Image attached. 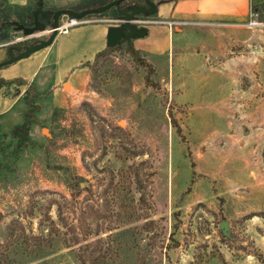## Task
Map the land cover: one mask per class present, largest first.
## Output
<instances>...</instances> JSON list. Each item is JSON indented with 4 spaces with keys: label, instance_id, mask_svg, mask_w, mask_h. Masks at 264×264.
Listing matches in <instances>:
<instances>
[{
    "label": "rangeland",
    "instance_id": "1",
    "mask_svg": "<svg viewBox=\"0 0 264 264\" xmlns=\"http://www.w3.org/2000/svg\"><path fill=\"white\" fill-rule=\"evenodd\" d=\"M36 1L0 0V46L48 38L10 24L31 22ZM250 14L264 22V0H250ZM85 19L118 25L120 15ZM126 51L89 70L88 94L69 110L29 102L21 87L19 108L33 109L26 138L13 136L26 113L2 131L0 264H264V121L250 122L256 110L243 107L218 118L215 62L194 87L176 67L170 79L167 56L139 54L144 67Z\"/></svg>",
    "mask_w": 264,
    "mask_h": 264
},
{
    "label": "crops",
    "instance_id": "2",
    "mask_svg": "<svg viewBox=\"0 0 264 264\" xmlns=\"http://www.w3.org/2000/svg\"><path fill=\"white\" fill-rule=\"evenodd\" d=\"M155 4L158 21L147 24V35L133 40V49L153 59L167 56L170 79L176 67L187 86L196 87L193 82L203 73L205 64L215 62L219 97L210 105L214 113L224 119L226 109L254 108L258 114L246 117L250 122L263 123L264 22L249 26L250 0H157ZM85 20L86 24L57 34L49 47L1 68L0 81L27 82L34 99L48 101L50 110L75 107L88 94L89 69L83 64L93 62L107 48V28L114 25ZM5 59L7 47L0 46V62ZM21 87L29 90L16 84L0 87V143L3 129L11 132L26 113L19 108L25 102Z\"/></svg>",
    "mask_w": 264,
    "mask_h": 264
},
{
    "label": "water",
    "instance_id": "3",
    "mask_svg": "<svg viewBox=\"0 0 264 264\" xmlns=\"http://www.w3.org/2000/svg\"><path fill=\"white\" fill-rule=\"evenodd\" d=\"M123 1L124 0H114L103 6L75 12L69 9H44L42 0H37L35 9L31 13L30 26H24L17 22H11L10 24L15 31H21L25 37H32L38 33H48V38L35 40L33 43L25 46L23 49L18 45V43L20 42L19 40H16L12 44L8 45L7 59L0 62V69L10 66L17 61L26 59L32 54L49 47L58 34L59 21L62 17L81 20L86 16L98 15L113 8L119 13L120 20L118 25H111L107 28L106 47L108 49L114 50L116 48H120L121 45L125 43L126 50H128L129 54L132 56V41L145 37L148 32L146 27L137 25L136 18L138 16H142L144 18L153 16L157 13V5L152 3L150 0H144L143 6L130 5L124 9H120L119 5ZM41 20L51 22L49 29H46V24ZM11 84H16L17 86H28L30 92L29 101L32 100L34 91L27 82L22 80H14L8 82L0 81V87L8 86ZM219 229L221 230L223 236L227 235L228 227L226 222H222L219 225Z\"/></svg>",
    "mask_w": 264,
    "mask_h": 264
},
{
    "label": "trees",
    "instance_id": "4",
    "mask_svg": "<svg viewBox=\"0 0 264 264\" xmlns=\"http://www.w3.org/2000/svg\"><path fill=\"white\" fill-rule=\"evenodd\" d=\"M111 1H114V0H91L89 2H86V4L84 6H81V7H74L73 9H71L72 11H75V12H80L82 10H85V9H90V8H96V7H99V6H103ZM140 1L142 0H124L123 2L120 3L119 5V8L120 9H124L132 4H138ZM109 11H113L116 15H118L119 13L117 12V10H115L114 8L113 9H110V10H107L103 13H107ZM102 13V14H103ZM99 15V14H98ZM89 16H92V15H89ZM132 50H133V54H132V57L133 59L135 60V62L137 63H140L142 66L146 67V63L144 62V60L140 57L139 53L137 51H135L133 49V47L131 46ZM121 47L120 48H116L114 50H111V49H108L106 48L105 50H103L102 52L98 53L95 60L93 62H87L85 64H83V67H87L89 70L93 69L95 66H96V63L102 59H104L105 57L109 56V55H112L113 53L117 52V51H120ZM126 53L129 54V51L127 50ZM153 73V70L152 68L150 67H147V75L145 76V82L147 85H152L150 83V80H149V77L150 75ZM32 104L29 105V109H28V113H27V118H26V123L21 126V127H16L13 129V136L16 137V138H21V139H24L28 136V132H29V123H30V119H31V116H30V110H32Z\"/></svg>",
    "mask_w": 264,
    "mask_h": 264
},
{
    "label": "built area",
    "instance_id": "5",
    "mask_svg": "<svg viewBox=\"0 0 264 264\" xmlns=\"http://www.w3.org/2000/svg\"><path fill=\"white\" fill-rule=\"evenodd\" d=\"M61 20H62V18H61ZM61 20L59 21L58 34L65 33L70 28L77 27V26L86 24L88 22V21L82 20V19L76 20V19H71V18H67V17H64V21H61ZM149 23H151V22H149ZM248 24L251 27H257L259 23L251 20Z\"/></svg>",
    "mask_w": 264,
    "mask_h": 264
},
{
    "label": "flooded vegetation",
    "instance_id": "6",
    "mask_svg": "<svg viewBox=\"0 0 264 264\" xmlns=\"http://www.w3.org/2000/svg\"><path fill=\"white\" fill-rule=\"evenodd\" d=\"M132 5H144V0H142V1H140L138 4H132ZM119 15V14H118ZM144 17H142V16H138L137 18H136V20L138 21L139 19H143ZM42 22H44L47 26H48V28H49V26H50V24H51V22L50 21H44V20H41ZM138 23V22H137ZM26 26H30V22H28L27 24H26ZM47 39V38H46ZM35 40H32L31 42H30V44L31 43H33ZM18 45L23 49L25 46H23V44H22V42H19L18 43ZM122 46H125L126 47V44L125 43H123L122 45H121V47Z\"/></svg>",
    "mask_w": 264,
    "mask_h": 264
}]
</instances>
